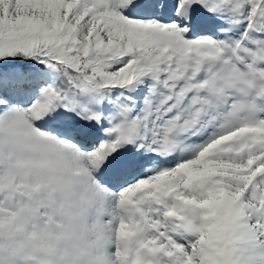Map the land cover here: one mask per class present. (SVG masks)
Listing matches in <instances>:
<instances>
[{
	"label": "snow or ice",
	"instance_id": "6c2138e0",
	"mask_svg": "<svg viewBox=\"0 0 264 264\" xmlns=\"http://www.w3.org/2000/svg\"><path fill=\"white\" fill-rule=\"evenodd\" d=\"M0 264H264V0H0Z\"/></svg>",
	"mask_w": 264,
	"mask_h": 264
}]
</instances>
